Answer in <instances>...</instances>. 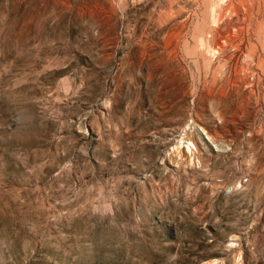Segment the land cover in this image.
Segmentation results:
<instances>
[{
  "label": "rangeland",
  "instance_id": "1",
  "mask_svg": "<svg viewBox=\"0 0 264 264\" xmlns=\"http://www.w3.org/2000/svg\"><path fill=\"white\" fill-rule=\"evenodd\" d=\"M0 264H264V0H0Z\"/></svg>",
  "mask_w": 264,
  "mask_h": 264
}]
</instances>
